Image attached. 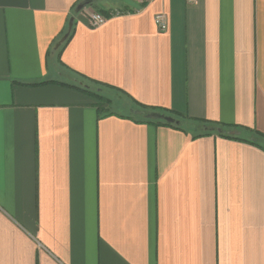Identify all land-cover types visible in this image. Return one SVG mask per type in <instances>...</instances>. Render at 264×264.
Here are the masks:
<instances>
[{
    "label": "crops",
    "instance_id": "1",
    "mask_svg": "<svg viewBox=\"0 0 264 264\" xmlns=\"http://www.w3.org/2000/svg\"><path fill=\"white\" fill-rule=\"evenodd\" d=\"M83 1L0 0V264H264V0Z\"/></svg>",
    "mask_w": 264,
    "mask_h": 264
},
{
    "label": "trees",
    "instance_id": "2",
    "mask_svg": "<svg viewBox=\"0 0 264 264\" xmlns=\"http://www.w3.org/2000/svg\"><path fill=\"white\" fill-rule=\"evenodd\" d=\"M91 4V3H90ZM104 14V13H103ZM105 14H107V13H105ZM90 83H92V84H98V82L97 81H94V80H90L89 81ZM81 89L83 90V91H85V92H88V93H91V94H93V95H95V97L97 98V99H99L101 102H104L105 104H106V102H108L109 101V99L107 98V97H104V96H102L101 95V92H100V89H97V88H95V86L94 87H91V86H82L81 87ZM99 90V91H98ZM98 109L99 110H101L102 108L100 107V106H98ZM108 114V113H107ZM168 115H171V116H174L175 118H178L180 115L178 114V113H173V112H171L170 114H168ZM130 116L132 117V118H137V119H139L140 121H146V122H162V123H164L165 125H167V126H172V127H175V128H182L181 126H180V124L178 123V124H176V123H169V122H166V121H163V120H152V119H146V118H144V117H142V116H138V115H133L132 113L130 114ZM236 127L235 126H223V129L224 130H229V129H235ZM208 132V131H207ZM206 132V133H207ZM255 132V134H257L259 137H264V135L262 134V133H260L259 131H254ZM220 135H222V136H226V137H230V138H240V139H242L240 136H238V135H233V134H229V133H224V132H221V133H219ZM245 140V139H244ZM247 140H249V142H251V143H256L255 141H252V140H250V139H247Z\"/></svg>",
    "mask_w": 264,
    "mask_h": 264
},
{
    "label": "water",
    "instance_id": "3",
    "mask_svg": "<svg viewBox=\"0 0 264 264\" xmlns=\"http://www.w3.org/2000/svg\"><path fill=\"white\" fill-rule=\"evenodd\" d=\"M93 0H84L83 2L79 3L76 7V10H80L81 8H83L84 6L90 4ZM73 23V17L69 18L68 24H67V31L62 35V37L60 38L59 42L56 44V46H58L69 34V31L71 29ZM132 112L135 115L138 116H142L146 119H152V120H163L169 123H179V120H177L175 117L171 116V115H167L164 113H161L159 111H145L143 109H134L132 110ZM217 131L221 132L220 128H217ZM230 134H237L238 131H229Z\"/></svg>",
    "mask_w": 264,
    "mask_h": 264
},
{
    "label": "built area",
    "instance_id": "4",
    "mask_svg": "<svg viewBox=\"0 0 264 264\" xmlns=\"http://www.w3.org/2000/svg\"><path fill=\"white\" fill-rule=\"evenodd\" d=\"M188 3H194L196 0H186ZM120 9H112L109 12V16L122 14ZM107 15L97 12V11H88L87 20L89 25L93 28L102 25L107 20ZM154 24L156 25L159 31H165L167 28V19L164 13H158L154 16Z\"/></svg>",
    "mask_w": 264,
    "mask_h": 264
},
{
    "label": "rangeland",
    "instance_id": "5",
    "mask_svg": "<svg viewBox=\"0 0 264 264\" xmlns=\"http://www.w3.org/2000/svg\"><path fill=\"white\" fill-rule=\"evenodd\" d=\"M99 1H106V0H99ZM110 1H114V2H118L121 0H110ZM109 93V91L107 92ZM111 105H112V109H116V110H126L127 109V105L122 103V100H124L125 98L122 95L116 94L113 91H111Z\"/></svg>",
    "mask_w": 264,
    "mask_h": 264
}]
</instances>
